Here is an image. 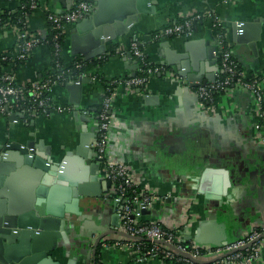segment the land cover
<instances>
[{
  "label": "crops",
  "instance_id": "1",
  "mask_svg": "<svg viewBox=\"0 0 264 264\" xmlns=\"http://www.w3.org/2000/svg\"><path fill=\"white\" fill-rule=\"evenodd\" d=\"M157 1V13L143 16L128 34L107 44L106 53L112 44L118 46L115 52L118 49L126 50L132 38H137L151 63L163 65L174 61L184 52L185 42L204 39L206 29H211L209 24L197 27L191 38H157L158 30L172 20L213 10L221 21L233 56L242 70L264 77V0H230L228 4H223L222 0ZM5 6L13 7L15 3L0 0V7ZM42 6L31 16L29 25L43 32L49 29L44 7L55 14H64L70 8L68 0H43ZM257 18L262 21L260 41L252 45L238 44L235 25ZM72 29L73 25L66 29L62 51L63 62L68 67L79 58L83 59L71 53ZM212 33L215 37V32ZM14 43L15 36L11 31L0 30V57ZM210 43L216 47L215 41ZM214 56L217 62L215 67L220 68L215 52ZM124 57H113L99 64L83 59L88 64L81 77L88 82L83 85L79 114L84 116L87 113V121L75 120L70 94L58 84L52 89V97L55 102L71 110L50 117H37L32 121L34 125L32 122L27 124L19 114V121L14 123L0 113V145L13 141L22 144L30 140L44 141V146L51 149L53 158L59 162L66 152L78 146L80 135L85 134L90 140L89 152L93 157L106 83L117 77L133 76L138 69L139 63L135 57L127 61ZM52 69V53L46 45H41L23 66L17 67L14 76L17 83H28ZM221 73L220 68L219 73L214 71L210 76L217 77ZM186 86V80L172 82L162 75H155L140 92L119 88L113 103L117 120L112 129L108 153L112 160L130 168L142 189L157 195L158 200L150 209V214L144 215V221L161 222L165 226L186 224V241L217 247L244 235L251 228L264 225V123L262 132H256L258 116L254 100L246 91L234 90L221 95L212 108L202 109L191 93L192 88L188 91ZM82 160H73L72 176L85 178L92 175L90 171L96 164V158L91 160L93 165L90 166ZM208 166L229 172L233 182L229 191L231 198L207 202L198 194L200 171ZM99 176L104 179L100 167ZM16 187V191L23 192L24 182L21 180ZM90 191L97 192V189L90 188ZM108 194H102L99 199L82 200L79 216L67 214L68 243L63 242L64 255H55L54 262L91 264L98 235L107 233L110 228L114 200ZM104 195H108L109 199H105ZM187 209L191 211L188 218L185 215ZM117 238L116 233L105 236L104 240L114 241ZM101 262L173 264L158 259L135 262L130 251L114 246L101 249ZM255 264H264V246L262 260Z\"/></svg>",
  "mask_w": 264,
  "mask_h": 264
},
{
  "label": "built area",
  "instance_id": "2",
  "mask_svg": "<svg viewBox=\"0 0 264 264\" xmlns=\"http://www.w3.org/2000/svg\"><path fill=\"white\" fill-rule=\"evenodd\" d=\"M6 3H15V6L0 7V30H9L15 36L13 47L1 55L0 72V113L6 117L15 119L16 113L25 110L31 117H50L52 114H61L71 109L54 101L52 89L63 80V75L69 70L68 66L61 61L63 51V36L70 25L82 20L95 11V5L89 1H76L70 11L64 14H55L50 8L44 7L46 20L51 25L53 56L56 58L55 66L51 70L53 74H59L53 79L52 76L45 80H34L28 83H17L15 72L17 65L23 66L41 45H46L42 38L46 33L34 30L29 25V19L36 10L43 7V0H32L29 6L31 13H25L24 22L14 23L12 16L18 9H25L26 5L21 0H4ZM230 0H222L228 4ZM6 15L4 20L1 16ZM184 22L170 21L166 26L158 30L155 37L191 38L194 32L190 29L185 33V28H191L194 23L199 28L202 20H207L209 27L215 32L216 52L224 78L218 75L214 82L207 85L192 88V94L198 99L202 109H210L217 98L229 94L234 90H242L250 93L254 100L258 121L255 130L261 133L264 123V77L247 74L240 70L239 64L233 56L226 34L222 31L221 21L213 10L198 12L184 16ZM42 37V38H41ZM139 40L133 38L126 50L118 49L115 54L109 51L97 58L98 61H107L113 57H122L131 54L140 64V76L117 77L106 84L105 95L98 118V139L93 145L100 164L104 179L111 182L109 195L121 204L120 228L118 238L114 241L108 239L102 241V248L110 246L126 249L132 254L135 262H145L150 259H158L161 262L173 264H255L262 260L264 246V225L251 228L238 239L228 241L220 246L200 245L184 238L186 224L164 225L161 222L144 221V212L150 210L158 200L157 195L142 189L141 183L134 177L130 168L124 163L112 160L109 157V145L116 115L113 111V103L116 92L124 88L130 92H136L145 87L150 78L162 75L167 79L176 78L173 71L164 65L142 67L147 65V56L139 48ZM47 46V45H46ZM82 68V64L78 65ZM81 77V76H80ZM78 80V79H77ZM76 81L72 80L69 83ZM65 82V80H64ZM27 96V97H26ZM264 140V139H263ZM190 209L186 210V218L190 215ZM144 240L146 243L141 242ZM91 264H102L92 260Z\"/></svg>",
  "mask_w": 264,
  "mask_h": 264
},
{
  "label": "water",
  "instance_id": "3",
  "mask_svg": "<svg viewBox=\"0 0 264 264\" xmlns=\"http://www.w3.org/2000/svg\"><path fill=\"white\" fill-rule=\"evenodd\" d=\"M76 1L83 0H68L69 11ZM85 1L93 3L95 11L73 25L70 38L72 55L81 56L85 61H93L104 55L107 44L128 34L143 16L155 15L159 5L157 0ZM235 31L238 44H255L261 39L262 21L257 18L252 22H240L235 25ZM213 41L216 46L212 30L206 29L203 40L185 42L184 52L174 61L163 63L182 79L169 80H186L188 91L214 82L216 76L210 74L214 71L219 73L220 68L215 67L214 52L217 48L211 46L210 42ZM124 58L127 61L134 57L127 54ZM86 82L87 79L79 77L65 85L70 94V103L74 105L73 115L77 122L87 119V113L84 116L79 114ZM137 91L140 92V89ZM31 136L34 137V134ZM90 145L88 136L81 134L78 146L66 152L59 162L53 158L51 149L44 146V141L30 140L25 144L13 141L0 145V264H58L54 262V256H63V242L68 243L67 214L79 216L82 200L99 199L110 191L111 182L99 176L102 161L96 151L92 157ZM94 157L97 161L90 171L91 176H72L73 160L82 158L83 163L90 166ZM21 180L24 182L23 192L16 191V185ZM232 184L226 169L208 166L200 171L197 192L207 202L221 201L225 197L231 198L229 191ZM90 188L97 189V192L90 191ZM108 195L103 197L109 199ZM111 207L110 228L96 239L91 257L94 261L96 250L105 236L119 233L121 204L114 200ZM150 212L147 210L144 215Z\"/></svg>",
  "mask_w": 264,
  "mask_h": 264
},
{
  "label": "trees",
  "instance_id": "4",
  "mask_svg": "<svg viewBox=\"0 0 264 264\" xmlns=\"http://www.w3.org/2000/svg\"><path fill=\"white\" fill-rule=\"evenodd\" d=\"M31 1L32 0H21V2L23 3V4H25L26 5V7H25V9H18V11L12 16V20H13V22L14 23H17V22H19V20H21V22H24L25 20H26V18H25V13H28V14H32L31 13V10H30V8H29V6H30V4H31ZM4 20H6V18H7V16L6 15H3V16H1ZM184 19H186V18H178L177 19V22H184ZM206 24H208V22H207V20H202V25H206ZM197 28V26L195 25V23H194V25L191 27V28H185V33L186 32H188L190 29L192 30V31H194L195 29ZM222 29V28H221ZM222 31L224 32V30L222 29ZM52 37H53V35H52V31H51V25L49 24V29L46 31V33L44 34V36H43V38H42V40H43V42L47 45V47L50 49V51H51V53H52V57H53V68H54V66H55V61H56V58H54V56H53V51H54V48H53V46H52ZM64 40H65V35L63 36V47H64ZM132 40H133V38H132ZM138 44H139V48L140 49H142V47H141V43L140 42H138ZM118 46H117V44H112L111 45V48H110V50H109V52L111 53V54H115V49L117 48ZM143 50V49H142ZM106 55V54H105ZM104 55V56H105ZM55 60V61H54ZM1 58H0V66L1 65H5L4 63L3 64H1ZM60 61H61V63L63 62V59H60ZM237 61V60H236ZM91 62H93L94 64H99V63H102L103 61H98L97 59H95V60H93V61H91ZM218 62H219V65H220V61L218 60ZM64 63V62H63ZM147 65H145V66H142L141 65V68L142 67H145V68H148V67H153V66H155V65H158V64H154V63H151L150 61H149V59H148V57H147ZM79 64H82V68H78V65ZM88 64V62H85L83 59H81V58H79L78 60H76L74 63H73V65L72 66H70L68 69V71L66 72V74H64L63 75V80H61V81H59V85H62L63 87H65V85L66 84H68L69 83V81H72V80H77L80 76H81V74L82 73H84V71H85V69H86V65ZM239 64V63H238ZM20 65H17V67H19ZM139 66H140V64H138V69H137V72H136V74H134V75H137V76H140L141 75V72H139ZM221 68V67H220ZM239 68H240V70H242V68L240 67V65H239ZM0 72H1V68H0ZM59 74V72L58 73H56V74H53L52 73V71H48V72H44L43 74H42V76H39V78H37L38 80H45V79H47V78H49L50 76H52L53 77V79H55V77L57 76ZM127 77H129V76H127ZM220 78H224V74H223V72L220 74V76H219ZM64 80H65V82H64ZM103 81V80H102ZM109 82V81H108ZM107 82V83H108ZM106 83V84H107ZM106 86V85H105ZM27 97V96H26ZM17 114H19V115H21V116H23V120L27 123V124H30L34 119H35V117H31V116H29L27 113H26V111L25 110H22V112H18V113H16V116L17 117H19V115H17ZM19 119V118H18ZM141 242H143V243H146L144 240H142ZM101 249H102V244H100L99 246H98V248H97V250H96V254H95V256H94V258H95V261L98 263H102L101 262Z\"/></svg>",
  "mask_w": 264,
  "mask_h": 264
}]
</instances>
